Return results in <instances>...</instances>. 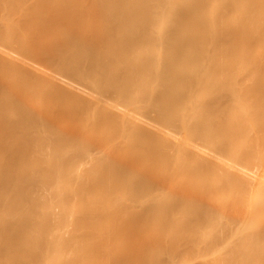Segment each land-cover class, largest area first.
<instances>
[{
	"label": "bare ground",
	"instance_id": "bare-ground-1",
	"mask_svg": "<svg viewBox=\"0 0 264 264\" xmlns=\"http://www.w3.org/2000/svg\"><path fill=\"white\" fill-rule=\"evenodd\" d=\"M0 264H264V0H0Z\"/></svg>",
	"mask_w": 264,
	"mask_h": 264
},
{
	"label": "rangeland",
	"instance_id": "rangeland-1",
	"mask_svg": "<svg viewBox=\"0 0 264 264\" xmlns=\"http://www.w3.org/2000/svg\"><path fill=\"white\" fill-rule=\"evenodd\" d=\"M159 254H160V253H159ZM163 254H164V253L162 252V255H159V257H160V256H161V257H164V256H165V257H166V256L169 257L168 255H165V254H164V256H163Z\"/></svg>",
	"mask_w": 264,
	"mask_h": 264
}]
</instances>
